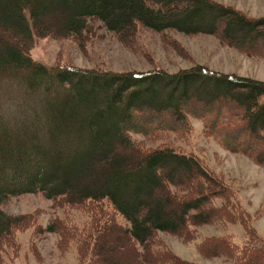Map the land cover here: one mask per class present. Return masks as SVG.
I'll return each instance as SVG.
<instances>
[{"label":"trees","instance_id":"obj_1","mask_svg":"<svg viewBox=\"0 0 264 264\" xmlns=\"http://www.w3.org/2000/svg\"><path fill=\"white\" fill-rule=\"evenodd\" d=\"M96 20L123 40L142 25L158 32L217 34L229 45L264 52V19L248 18L214 0H0V73H24L19 94L30 103V117H19L20 122L14 121L16 115L0 116V264H8L4 255L15 254L16 235L31 228L34 218L8 213L7 204L33 192L67 209L88 208L91 200L109 202L96 207L87 222L65 218L71 216L66 213L44 228L32 227L68 240L77 264L97 260L96 236L104 237L114 213L125 221L117 224L121 229L113 226L115 241H127L129 247H119L131 250L133 264H186L174 256L166 259L164 249L149 250L155 233L172 231L185 238L196 225L217 221L240 223L246 236L239 243L211 236L202 246L209 243L213 254L231 264H264V237L196 155L167 142L143 149L131 137L182 133L189 129L188 116H198L211 137L221 135L222 146L264 170V81L195 66L175 73L50 67L30 57L35 37H79ZM28 97L35 98L33 104ZM228 127L235 130L229 133ZM241 132L249 142L237 140ZM155 189L160 198L152 195Z\"/></svg>","mask_w":264,"mask_h":264},{"label":"rangeland","instance_id":"obj_2","mask_svg":"<svg viewBox=\"0 0 264 264\" xmlns=\"http://www.w3.org/2000/svg\"><path fill=\"white\" fill-rule=\"evenodd\" d=\"M214 1L230 6L248 18L264 19V0ZM242 35V33H234L238 38ZM261 50L242 49L229 45L217 34L202 32L186 34L175 29L158 32L142 25L137 26L133 37L123 40L96 20L90 22L79 37L37 36L28 53L36 62L50 67L76 66L106 72L162 69L167 73H175L195 66L235 77H250L264 81V52ZM23 75L24 73L18 71L0 73V116L4 115L5 119L16 115L14 121L20 122L22 119L19 117H30V103L24 95L19 94V89L25 85ZM28 98L33 104L35 98ZM225 109L231 113L230 107ZM2 120L0 119V124ZM188 123L189 129L182 133L166 132L154 137L131 133V137L136 146L143 149L167 142L181 152L196 155L213 176V180L231 192V196L236 201L231 202L245 212L249 226L253 227L260 237H264L263 166L240 152L222 146L221 135L217 133L219 139L211 137L205 127V119L188 116ZM227 129L230 133L234 128ZM229 136L231 140L233 136ZM10 138L8 135V139ZM23 139L30 143L35 142L30 138L28 140L26 136ZM237 140L249 142L250 138L246 133L241 132ZM41 166L42 164L39 168ZM171 191L174 194L180 193V190L174 186L171 187ZM152 195L154 198H160L156 189L153 190ZM216 203H219V200ZM86 204L88 208L67 209L65 206L52 203L42 192L24 193L11 198L6 207L8 213L29 214V217L34 216V218L30 224L31 228L22 229L16 235L17 245L13 244L15 254L4 255L8 264H77L74 247L68 246V240L61 242L56 231L39 230L40 232L37 233L32 227L44 228L51 218L62 217L66 213L71 216L65 218L78 223L87 222L94 217V209L100 204L103 205L102 208L110 206L106 199L87 201ZM163 213L166 211L163 210ZM111 221L113 224L105 228L104 237L96 236L98 243L95 249L98 256L92 263L130 264L132 262L133 264L134 255L131 250L126 248L121 252L119 247L122 245L129 247L127 241L125 242L121 237L119 243L115 241L118 235L113 226L119 227L117 224H125V221L118 217L117 213L111 215ZM58 222L61 223L59 220ZM96 223L100 224L97 221ZM155 234L156 242L153 245L149 244L148 249L150 246L154 250L156 247L164 249L166 259L174 256L186 264H231L230 259L213 254L215 251L209 243H204L202 246V242L211 236H227L239 243L246 236L240 223L230 221L200 223L195 226L194 234H185L187 235L185 238L172 231H157ZM62 237L69 239L68 236ZM106 237L107 239L103 241ZM59 246L61 249L58 248ZM206 250L211 253H207Z\"/></svg>","mask_w":264,"mask_h":264}]
</instances>
